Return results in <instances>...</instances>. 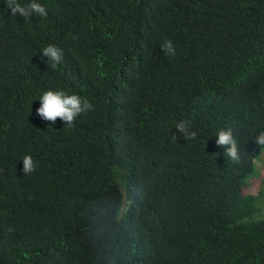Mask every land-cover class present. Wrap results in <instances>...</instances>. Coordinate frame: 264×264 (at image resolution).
Here are the masks:
<instances>
[{
    "label": "trees",
    "instance_id": "1",
    "mask_svg": "<svg viewBox=\"0 0 264 264\" xmlns=\"http://www.w3.org/2000/svg\"><path fill=\"white\" fill-rule=\"evenodd\" d=\"M36 2L47 17L0 0V264H264L246 191L264 152V0ZM47 90L94 108L52 124Z\"/></svg>",
    "mask_w": 264,
    "mask_h": 264
},
{
    "label": "clouds",
    "instance_id": "2",
    "mask_svg": "<svg viewBox=\"0 0 264 264\" xmlns=\"http://www.w3.org/2000/svg\"><path fill=\"white\" fill-rule=\"evenodd\" d=\"M7 8L10 9L12 17L20 16L24 19H30V17L39 15L42 17H47L48 9L42 4L36 2V0H31L28 4H21L19 0H6ZM162 50L166 55L174 56L175 49L173 47V42L171 40H165L162 44ZM42 57H46L48 60L52 61V66L56 67L63 59V51L55 45H49L44 48L41 52ZM40 107L36 110L37 115L45 121L55 124L57 119L64 122L65 125L71 127L75 119L81 115L86 114L94 108V105L86 99H82L77 94H68L63 90H47L44 91L40 99ZM175 129L178 133L184 136L185 139H194L196 136L195 132L189 131L188 122L185 120H180L176 123ZM172 139L176 140L177 136L172 135ZM254 143L260 146H264V132H260L258 136L255 137ZM216 144L220 148H224L227 155L233 160L238 162V148L237 141L232 134L231 129H222L216 134ZM264 152L260 153L259 157L253 160V174L251 177L256 176L255 165L256 162L261 158ZM23 173L25 175L31 174L36 170V163L31 157V155H24L23 160ZM248 179V181L251 179ZM247 181V185H248ZM249 195L256 196L258 192V201L255 203L256 206H264V175L261 178L260 186L254 193L248 192ZM263 211L260 210V214Z\"/></svg>",
    "mask_w": 264,
    "mask_h": 264
},
{
    "label": "rangeland",
    "instance_id": "3",
    "mask_svg": "<svg viewBox=\"0 0 264 264\" xmlns=\"http://www.w3.org/2000/svg\"><path fill=\"white\" fill-rule=\"evenodd\" d=\"M255 171H256V176L251 177L247 185V190L248 192L251 193H254L259 189L261 178L264 175V154L261 156L258 162H256Z\"/></svg>",
    "mask_w": 264,
    "mask_h": 264
}]
</instances>
